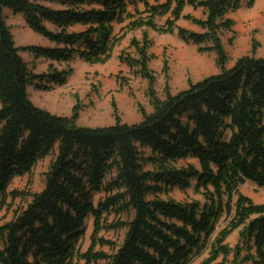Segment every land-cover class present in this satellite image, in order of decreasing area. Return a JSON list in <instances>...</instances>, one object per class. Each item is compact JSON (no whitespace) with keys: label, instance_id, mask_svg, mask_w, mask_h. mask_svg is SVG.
I'll return each mask as SVG.
<instances>
[{"label":"trees","instance_id":"obj_1","mask_svg":"<svg viewBox=\"0 0 264 264\" xmlns=\"http://www.w3.org/2000/svg\"><path fill=\"white\" fill-rule=\"evenodd\" d=\"M254 1L0 0V205L17 196L8 191L14 177L52 155L42 189L0 223V264H191L203 252L199 264H264V203L240 192L246 181L264 187V57L253 44L226 67L221 41L234 25L226 14ZM185 6L203 17L183 13ZM5 10L50 45H17ZM179 19L199 31L177 27ZM122 23L175 30L199 52H214L219 71L175 93L166 82L157 96L143 31L130 40L133 54L118 57L148 82L151 111L138 106L139 121L123 122L114 109L112 124L81 126L77 105L63 116L31 101L29 86L49 90L72 72L53 63L107 61ZM21 52L45 59L47 69L32 72ZM188 188L202 200L169 196ZM89 218L91 242L81 251ZM111 229L124 231L119 244L98 236Z\"/></svg>","mask_w":264,"mask_h":264},{"label":"rangeland","instance_id":"obj_2","mask_svg":"<svg viewBox=\"0 0 264 264\" xmlns=\"http://www.w3.org/2000/svg\"><path fill=\"white\" fill-rule=\"evenodd\" d=\"M183 13L196 18L203 17L201 8L193 9L191 6H185ZM5 15L17 45H38L42 41L40 35L25 25L21 15H14L9 10H5ZM226 16L234 21L232 31L221 35L228 58L226 67H230L238 57L249 54L253 44L256 45V56L264 57V0H255L250 7L244 3L237 10L229 11ZM165 18L166 16L157 17L156 23L162 25ZM176 26L199 31L196 25L185 19H179ZM143 31L151 41L148 49L151 55L148 66L154 76L153 88L157 96L163 97L166 82L169 90L175 93L186 88L189 80L195 82L219 71L214 52H199L195 45L185 44L179 40L175 30L173 33H158L145 28L129 30L125 28V23H122L115 25L114 33L117 35L124 33V35L113 48L111 57L107 61L89 64L81 59H75L71 62L53 63L57 69L69 67L72 72L63 85L53 86L49 90L29 86L31 101L40 108L63 116H70L73 107L77 105L79 110L77 124L81 126L98 127L112 124L114 109L123 122L139 121L141 114L138 106L146 112L151 111L148 82L122 63L118 57L121 54H133L130 40L132 38L140 40ZM21 55L32 72L41 73L47 69L49 62L45 59H34L28 52H21ZM51 157L52 155H48L40 159L28 173L11 180L8 191H16L18 194L14 199L7 197L6 204L0 205V223L9 220L14 211L22 207L29 193L42 189L44 173ZM240 192L256 203H264V187L246 181L241 185ZM169 196L180 201L202 200L191 188L186 191L173 189ZM98 197L99 195H96L95 200ZM222 225L218 222L216 230ZM85 226V233L80 242L81 251H85L91 242L92 218L86 220ZM123 233V230H102L98 236L119 244ZM235 239L236 233L233 232L226 241L232 245ZM96 248L109 251L107 246L97 245ZM204 256L206 252L193 258L191 264H199Z\"/></svg>","mask_w":264,"mask_h":264},{"label":"crops","instance_id":"obj_3","mask_svg":"<svg viewBox=\"0 0 264 264\" xmlns=\"http://www.w3.org/2000/svg\"><path fill=\"white\" fill-rule=\"evenodd\" d=\"M203 13V12H202ZM15 15H21V14H15ZM22 16V15H21ZM39 37V36H38ZM40 39H42V41L39 43V45H45V46H48V45H50L49 44V42L47 41V40H45L44 38H42V37H39ZM43 40H44V42H43ZM15 41H16V39H15Z\"/></svg>","mask_w":264,"mask_h":264}]
</instances>
